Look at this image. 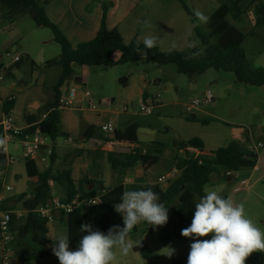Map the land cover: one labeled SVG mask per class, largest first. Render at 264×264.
I'll list each match as a JSON object with an SVG mask.
<instances>
[{"label": "rangeland", "instance_id": "374dc122", "mask_svg": "<svg viewBox=\"0 0 264 264\" xmlns=\"http://www.w3.org/2000/svg\"><path fill=\"white\" fill-rule=\"evenodd\" d=\"M258 1L264 2L244 0L239 5L242 18L239 21L232 17L227 19L231 30L217 45L225 48L230 44H240L249 63L264 70V27L255 28L256 17L251 11ZM42 2L49 17L56 22L51 24L73 49L95 38L102 10L108 6L107 31L117 30L125 46L133 40L144 45V37L154 35L159 38L158 46L154 48L164 54L201 49L200 41L193 37V18L189 13L194 15L198 27L204 31L206 23L200 22L195 12H202L209 20L222 5H229V0ZM193 41L197 42L196 47H191ZM119 57L117 53L113 59L117 61ZM59 60L60 49L53 42L52 34L38 29L28 14L2 24L0 100L14 101V108L9 115H5L0 107V121L8 117L17 134L26 131L25 116H43L53 106L54 91L61 75V68L56 66ZM72 70V76L59 90L61 136L54 145L46 138L45 149L35 152L31 158L24 145L31 144L33 136L27 140L21 136L13 137L9 141L7 150L13 162L8 164V168L0 170V185L4 178L9 179L4 185L5 188H11V193L5 191L6 195L17 193L20 185L26 186L25 160L32 159L40 170H47L48 163L42 165L40 156H46L48 162L49 151L53 147L56 168L67 171L74 165L73 172L81 171L89 180L97 178L96 182L104 186L117 177V171L123 175L127 172L116 171L108 162V154L124 159L133 148L116 143L106 144L107 136L102 133V129L111 125L113 131L122 132L132 124H138L140 130L136 149L144 156V162L147 161L145 153L148 150H159L170 155L176 147L185 148L193 141L200 142L203 151L212 154L231 143L244 147L262 145L256 155L259 172L242 170L231 181L225 180L221 173L214 174L208 187L219 191L226 199L231 197L236 204H244L248 218L264 231V87L254 89L237 86L232 75L223 73L210 72L203 77L190 79L178 75L176 69L170 66H74ZM207 94L211 95L214 102L204 103ZM144 95L148 99H156L154 105L158 106L148 117L140 113V102ZM106 102L109 104L103 107ZM194 102L199 105L187 111ZM89 128H94L98 133V137L92 141L83 139ZM166 177L167 173H162L159 178ZM174 179L172 177L169 182ZM242 180L249 182L246 189L239 186ZM120 186L121 182L117 188ZM211 235L200 239H211ZM130 239L133 250L127 256L117 253L113 264H187L190 245L195 242L173 230L146 233L144 227L139 225L135 233L131 231ZM142 246L151 255L147 260L143 258ZM167 248L174 250L170 258ZM260 257L261 252H254L245 264H260Z\"/></svg>", "mask_w": 264, "mask_h": 264}, {"label": "trees", "instance_id": "16d2710c", "mask_svg": "<svg viewBox=\"0 0 264 264\" xmlns=\"http://www.w3.org/2000/svg\"><path fill=\"white\" fill-rule=\"evenodd\" d=\"M242 2L243 0H229V5H222L209 18L204 26V31L198 27L194 15L189 13L193 18L192 34L200 41L201 49L164 54L155 48L147 49L136 40L125 46L117 30L107 31L108 6H104L102 10L100 28L95 38L91 42L73 49L60 31L48 20L44 10L39 7L38 0H0L2 24L12 22L15 18L28 14L38 29L47 30L52 34L53 42L60 49V60L56 66L61 68V75L54 91V104L43 116H25L24 121L28 129L21 134V137L33 136L36 131L34 126L37 123H40L37 129L39 133L48 138L53 145L56 139L61 136V125L58 117V110L61 108L59 90L72 76L74 66L84 68H115L137 64L170 66L176 69L178 75L190 79L203 77L210 72L223 73L232 75L237 86L254 89L263 88L264 70L255 68L249 63L240 44H230L225 48H220L217 45L218 41L231 30L227 19L232 17L235 21H239L242 18L243 13L239 9ZM251 11L256 17L255 28L264 27V5L258 3ZM137 46L142 52H147L146 58L138 54ZM117 53L120 54V57L115 61L113 58ZM0 107L3 114L9 115L14 108V101L2 102L0 100ZM157 108L158 106L155 107V110ZM139 130L140 125L132 124L122 132L114 131L112 137H107L105 140L106 144L116 143L118 146L127 145L133 148L124 159H117L108 154V162L114 169L128 171L141 162L142 156L135 149L138 146L137 134ZM97 137L98 133L94 128H89L83 135V139L86 141H92ZM0 139H3L1 128ZM189 150H203V146L200 142L193 141L185 148L176 147L172 155L176 172L175 179L168 182L167 187L163 190L151 188L159 195V202L168 208L169 219L167 224L153 228L146 222H142L144 232L148 233L153 230L181 232L190 226L195 204L204 195L203 189L210 185L211 177L214 174L221 173L225 180L231 181L234 175L240 171L253 170L257 163L255 154H250L247 147L236 143H231L216 151L214 153L216 161L212 164H200L195 158H190L187 153ZM181 151L187 153L185 160H179L177 157ZM47 159V170H40L38 164L32 159L25 160V175L30 182V201L25 204L27 217L19 220L11 216L9 225V235L11 236L9 248L11 253L14 252V256L20 264H38L49 256L51 245L48 241V224L40 218L37 211L45 208L47 203L51 201L53 187L59 193L57 199L67 206L73 205L77 196L83 200L90 199L94 194L88 191L89 188H94V190L98 188V191L103 188V185L98 184L96 180L76 184L71 179V171L56 168L55 147L51 149ZM0 212H5L4 205H0ZM72 216L80 220V225L91 219L93 230L98 229L105 234L113 226L124 227L122 216L110 204L93 207L88 211L84 208L77 209ZM83 235H87V233L83 232ZM141 252L144 260L151 256L143 246ZM260 264H264V253H261Z\"/></svg>", "mask_w": 264, "mask_h": 264}, {"label": "clouds", "instance_id": "9594fccd", "mask_svg": "<svg viewBox=\"0 0 264 264\" xmlns=\"http://www.w3.org/2000/svg\"><path fill=\"white\" fill-rule=\"evenodd\" d=\"M202 23L208 17L195 12ZM147 23V22H145ZM159 38L146 35L145 48L158 46ZM193 41L191 47H196ZM137 52L147 57L137 46ZM198 54V53H197ZM5 140L0 139V148H5ZM203 195L195 204L190 226L181 231L185 238L193 239L190 245L187 264H245L254 252L264 253V231L246 215L244 204H236L231 197L225 199L217 190L205 186ZM160 198L151 188L147 190L125 191L121 202L114 205L123 218L124 227L113 226L107 233L93 230L90 224L81 225L86 232L76 250L69 248V236L61 234L53 241L52 252L60 264H113L117 253L127 256L133 250L130 233L134 227L146 222L153 228L162 227L168 222V208L159 202ZM211 235V239H200ZM170 258L174 250L167 248Z\"/></svg>", "mask_w": 264, "mask_h": 264}, {"label": "crops", "instance_id": "0c3cea01", "mask_svg": "<svg viewBox=\"0 0 264 264\" xmlns=\"http://www.w3.org/2000/svg\"><path fill=\"white\" fill-rule=\"evenodd\" d=\"M258 3H261L264 5V2L258 1ZM38 4H39V7L42 10H44L48 20L50 22H52L53 24H56V22L52 21V19L49 17L47 8L44 6L42 0H38ZM1 26H2V22H1V18H0V29H1ZM99 28H100V24L97 28L98 31H99ZM98 31L96 32V34L98 33ZM143 87L144 86H142V88ZM211 102H214V100H212ZM181 113H182V110L180 109V114ZM1 121H0V123H1ZM27 129L28 128H26V130ZM247 143H249V142L247 141ZM135 149H136V147H135ZM49 152H51V150ZM171 155H173V153L170 155H167L166 153L160 152L159 150H157V151L148 150L145 153V156L147 158L146 162H144L142 160L144 157V156H142L141 162L138 163L133 169L128 170L124 175L120 174L119 171L116 170L117 171L116 172L117 177L112 178L111 179L112 181H110L109 183H107L103 186V188L107 189L108 195L106 194V196H104L101 199V205L110 204L112 206V208L114 209V205L121 202V196L125 191L147 190L148 188H152V187H154L156 180L159 179V177L162 173H167V177L174 174L172 177L175 178L176 173H173V172H175V167L173 166L174 164L172 162V156ZM8 156L11 157L9 154H8ZM186 156H187L186 151H184V153H182V154H180V152H179L177 155L179 160H185ZM189 157L192 158L190 155H189ZM45 158H46V156H44V157L40 156V163L42 165L47 164ZM8 164H10V163H8ZM8 164H7L6 168L9 167ZM171 165H172V167H171ZM73 169H75L74 165L68 169L71 171V179L73 182H75L76 184H83V183H87L88 181H90L89 178L83 174V172H81V171L73 172L72 171ZM236 178H237V175H234L233 179H236ZM7 180H9V179L4 178L3 181L1 182L0 197L5 192L6 189L11 190V188H7V187L5 188L4 184L7 182ZM96 181H97V178H96ZM26 182H27L26 186L24 187V185H20L18 192L15 193L14 195L8 196L4 193L6 196V200L2 201V203L0 204V205H4V209H5L4 213H9L13 217H15L19 220H20V218L25 219L27 217V211L25 209V204L30 201V197H29L30 196V188H29L30 182L27 179H26ZM120 182H121V186L119 188H117V185ZM111 189H112V191H111ZM88 191L91 193L93 192V194L98 192V190H94V188H89ZM113 191L115 192V196H114ZM58 194H59L58 191H53L52 199L50 202L47 203V205L51 206V203L54 202L55 200H57V198L59 197ZM53 218H54V222L47 225L48 241L51 245V249H52V246L54 243L53 240L57 236H59L61 234H67L69 236V248H70V250H73V251L76 250L79 246V241L83 236V232H81L80 220L74 216L65 217V216L59 215L58 213H53ZM83 224H90L92 226V220L89 219ZM138 225L142 226V223H140ZM132 231H133V233H135L136 227H134ZM12 253L14 256V252H12ZM13 256H12L13 261L17 264H20V262L18 261L16 256H14V257ZM38 264H60V262H59L58 258L55 255H53V252H51V250H50L48 258H46L43 261H40Z\"/></svg>", "mask_w": 264, "mask_h": 264}, {"label": "built area", "instance_id": "2783aa9c", "mask_svg": "<svg viewBox=\"0 0 264 264\" xmlns=\"http://www.w3.org/2000/svg\"><path fill=\"white\" fill-rule=\"evenodd\" d=\"M15 61H18L17 59ZM71 98H73V94L71 95ZM159 99V97H157ZM154 101L156 99H148L146 96H143L141 102H140V113L143 116H151L155 110L156 105H154ZM211 101V96L209 94L205 95L204 97V103H209ZM199 103L194 102L190 109L187 111H190L191 109L197 107ZM40 126V123H37L34 128L36 129L35 134L33 135V140L31 144H26L24 147L27 149L28 153L30 154V157H33V154L35 152H39L41 149L44 148V140L46 139L45 136L41 135L39 131L37 130ZM0 128L3 132V139L5 140L6 144V150L5 148H0V155L4 154L6 156L7 164L13 162V158L8 156V150L7 145L9 141L13 137L21 136V134H17L13 127L11 120L6 117L3 119L0 123ZM102 133L106 135L108 138H111L114 134L113 128L111 125H108L107 127L102 129ZM41 139H40V138ZM24 140H27L29 137H23ZM262 149V145L257 144L256 146H248L247 151L250 154L257 155L258 152ZM194 158L198 160L200 164L205 163H214L216 161L215 155L212 153H207L203 150H194ZM254 172H259V168L255 167L253 169ZM176 173V172H173ZM172 174L169 177H166L165 179H157L154 185V188H157L159 190H163L167 187V183L170 180V178L173 176ZM249 185V182L246 180H242L239 184L240 188L246 189ZM6 192L11 191L10 189H6ZM107 190L105 188H102L98 192H96L90 199L83 200L81 197H76L73 205H65L60 202V200H55L51 203V206L46 205L45 208L40 209L37 211V214L40 216L42 220H45L47 224H50L54 221L53 213H58L59 215L70 217L72 216L77 209L84 208L86 211L92 209L93 207H98L101 205V199L106 196ZM6 200V196L3 193L0 197V204L2 201ZM11 214L0 212V233H1V239H0V259L2 264H17L12 259V253L9 248V244L11 241V236L9 235V225L11 221ZM23 218H20L22 220Z\"/></svg>", "mask_w": 264, "mask_h": 264}, {"label": "water", "instance_id": "95a60500", "mask_svg": "<svg viewBox=\"0 0 264 264\" xmlns=\"http://www.w3.org/2000/svg\"><path fill=\"white\" fill-rule=\"evenodd\" d=\"M2 69V67H0V70ZM126 82V81H124ZM103 107H106L109 103H103ZM194 119V117H192ZM188 155H190L192 158L194 157V151L193 150H189ZM7 166V160H6V156L4 154L0 155V168H6ZM0 239H1V233H0Z\"/></svg>", "mask_w": 264, "mask_h": 264}]
</instances>
